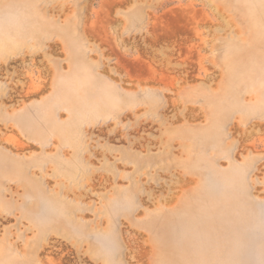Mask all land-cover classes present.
<instances>
[{
  "label": "rangeland",
  "instance_id": "rangeland-1",
  "mask_svg": "<svg viewBox=\"0 0 264 264\" xmlns=\"http://www.w3.org/2000/svg\"><path fill=\"white\" fill-rule=\"evenodd\" d=\"M0 264H264V0H0Z\"/></svg>",
  "mask_w": 264,
  "mask_h": 264
}]
</instances>
